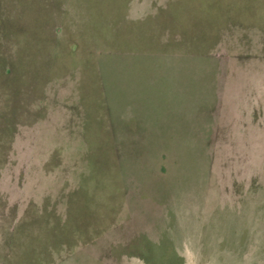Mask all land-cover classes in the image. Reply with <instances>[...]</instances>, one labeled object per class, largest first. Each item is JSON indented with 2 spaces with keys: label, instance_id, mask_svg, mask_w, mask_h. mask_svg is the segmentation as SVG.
Listing matches in <instances>:
<instances>
[{
  "label": "rangeland",
  "instance_id": "obj_1",
  "mask_svg": "<svg viewBox=\"0 0 264 264\" xmlns=\"http://www.w3.org/2000/svg\"><path fill=\"white\" fill-rule=\"evenodd\" d=\"M0 264H264V0H0Z\"/></svg>",
  "mask_w": 264,
  "mask_h": 264
}]
</instances>
